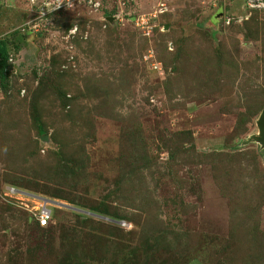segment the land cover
I'll return each mask as SVG.
<instances>
[{
    "label": "rangeland",
    "instance_id": "obj_1",
    "mask_svg": "<svg viewBox=\"0 0 264 264\" xmlns=\"http://www.w3.org/2000/svg\"><path fill=\"white\" fill-rule=\"evenodd\" d=\"M93 1L0 0V264H264V8Z\"/></svg>",
    "mask_w": 264,
    "mask_h": 264
},
{
    "label": "built area",
    "instance_id": "obj_2",
    "mask_svg": "<svg viewBox=\"0 0 264 264\" xmlns=\"http://www.w3.org/2000/svg\"><path fill=\"white\" fill-rule=\"evenodd\" d=\"M76 0H44L45 5L50 6L53 10L59 9L63 6L70 5ZM88 3H93L94 6H98V2L93 0H87ZM246 4L251 9L264 8V0H246ZM40 225H46L52 217V211L46 202L41 203L37 207V213L35 214Z\"/></svg>",
    "mask_w": 264,
    "mask_h": 264
},
{
    "label": "trees",
    "instance_id": "obj_3",
    "mask_svg": "<svg viewBox=\"0 0 264 264\" xmlns=\"http://www.w3.org/2000/svg\"><path fill=\"white\" fill-rule=\"evenodd\" d=\"M7 57L8 56H7L6 46H5L4 42L0 41V72H3V70L5 69ZM50 220H49V222H50ZM49 222L46 225H48ZM39 225H40V223H39ZM46 225H40V226H46Z\"/></svg>",
    "mask_w": 264,
    "mask_h": 264
},
{
    "label": "water",
    "instance_id": "obj_4",
    "mask_svg": "<svg viewBox=\"0 0 264 264\" xmlns=\"http://www.w3.org/2000/svg\"><path fill=\"white\" fill-rule=\"evenodd\" d=\"M258 127H259V130H260V133L263 135V133H264V108H263L262 113H261V115L259 116V119H258ZM60 204H62V203H60Z\"/></svg>",
    "mask_w": 264,
    "mask_h": 264
}]
</instances>
